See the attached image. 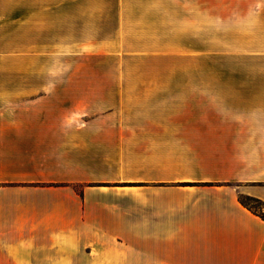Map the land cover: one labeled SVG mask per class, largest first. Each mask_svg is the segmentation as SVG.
<instances>
[{
  "label": "crops",
  "instance_id": "obj_1",
  "mask_svg": "<svg viewBox=\"0 0 264 264\" xmlns=\"http://www.w3.org/2000/svg\"><path fill=\"white\" fill-rule=\"evenodd\" d=\"M0 81V264H264V74Z\"/></svg>",
  "mask_w": 264,
  "mask_h": 264
},
{
  "label": "rangeland",
  "instance_id": "obj_2",
  "mask_svg": "<svg viewBox=\"0 0 264 264\" xmlns=\"http://www.w3.org/2000/svg\"><path fill=\"white\" fill-rule=\"evenodd\" d=\"M260 74L264 0H0V80Z\"/></svg>",
  "mask_w": 264,
  "mask_h": 264
},
{
  "label": "trees",
  "instance_id": "obj_3",
  "mask_svg": "<svg viewBox=\"0 0 264 264\" xmlns=\"http://www.w3.org/2000/svg\"><path fill=\"white\" fill-rule=\"evenodd\" d=\"M238 200L240 204L250 212L257 215L259 218L264 219V203L259 199L250 196L239 195Z\"/></svg>",
  "mask_w": 264,
  "mask_h": 264
}]
</instances>
